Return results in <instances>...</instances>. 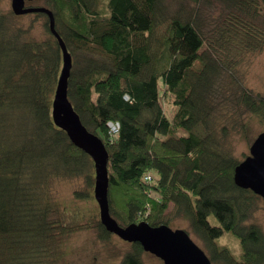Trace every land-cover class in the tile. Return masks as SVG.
<instances>
[{
  "label": "trees",
  "instance_id": "trees-1",
  "mask_svg": "<svg viewBox=\"0 0 264 264\" xmlns=\"http://www.w3.org/2000/svg\"><path fill=\"white\" fill-rule=\"evenodd\" d=\"M42 1L72 58L68 100L108 154L110 216L167 226L172 206L212 264H264V233L249 222L260 197L233 180L235 141L253 119L264 124V91L236 72L264 50V0ZM47 24L0 8V264H69L65 238L93 230L107 245L112 235L99 212L68 220L55 198L57 182L82 179L73 198L90 199L95 176L52 123L63 58ZM109 121L119 123L112 138ZM223 233L239 252L219 243ZM129 244L119 264H144Z\"/></svg>",
  "mask_w": 264,
  "mask_h": 264
},
{
  "label": "water",
  "instance_id": "water-1",
  "mask_svg": "<svg viewBox=\"0 0 264 264\" xmlns=\"http://www.w3.org/2000/svg\"><path fill=\"white\" fill-rule=\"evenodd\" d=\"M35 0H10L11 10L15 16L28 13H43L48 17L49 32L56 38L61 50L63 63L55 93L52 99V123L67 134L70 142L89 155L94 167L93 197L99 208V219L106 230L116 234L121 240L129 243L138 242L142 250L151 253L162 264H212L204 250L192 237L182 229H172L165 224L150 226L144 221L120 226L112 218L108 208V175L105 146L93 133H90L67 97V78L70 73L72 58L59 37L54 26V15L44 6H26ZM233 180L240 189L250 190L264 201V131L257 134L249 145V153L233 169Z\"/></svg>",
  "mask_w": 264,
  "mask_h": 264
},
{
  "label": "rangeland",
  "instance_id": "rangeland-1",
  "mask_svg": "<svg viewBox=\"0 0 264 264\" xmlns=\"http://www.w3.org/2000/svg\"><path fill=\"white\" fill-rule=\"evenodd\" d=\"M27 5L34 6H46L42 0L34 2H28ZM26 5V6H27ZM0 8L4 11L11 9L10 0H0ZM18 24H27L29 17L17 18ZM43 17H39L35 23V29L33 33L36 37H40L43 34ZM236 72L243 74V80L246 87L250 88L254 93L264 91V50L257 53H249L246 57L240 61L237 60ZM264 131V124L256 119L250 122V129L246 136H240L234 143L235 155L238 158H242L249 153V145L256 137L257 134ZM241 154H243L241 156ZM83 180H62L55 185V198L60 203V207L66 210L67 219L75 222L85 221V218L93 215L98 216L99 208L96 204V199L93 197V186L89 189L90 199L78 201L73 198L74 190L82 188ZM258 201V207L254 210L249 222L258 224L264 233V201L260 198ZM166 220H169L167 226L172 229H187L186 222L180 217L175 218L173 216L172 206L167 212ZM84 219V220H83ZM125 226V225H124ZM123 226V227H124ZM189 237L196 242V238L190 234ZM109 242L106 245L105 242L100 241L95 234V231H81L75 233L63 240L61 245V251L65 255V261L69 264H119L120 256L130 248L128 241L121 240L116 234H112L108 239ZM220 244H226L233 253L239 252L238 239L233 235L223 233L219 238ZM202 244V243H201ZM199 247L200 244H197ZM115 253H114V252ZM205 252V250H204ZM206 254V252H205ZM144 264H160L161 260L157 259L149 252H144L142 255Z\"/></svg>",
  "mask_w": 264,
  "mask_h": 264
},
{
  "label": "built area",
  "instance_id": "built-area-1",
  "mask_svg": "<svg viewBox=\"0 0 264 264\" xmlns=\"http://www.w3.org/2000/svg\"><path fill=\"white\" fill-rule=\"evenodd\" d=\"M107 130L109 132V136L112 138L119 133V123L114 121H109L107 123Z\"/></svg>",
  "mask_w": 264,
  "mask_h": 264
}]
</instances>
